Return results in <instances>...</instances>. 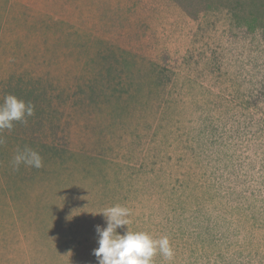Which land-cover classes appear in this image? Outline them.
Instances as JSON below:
<instances>
[{
	"label": "rangeland",
	"instance_id": "rangeland-1",
	"mask_svg": "<svg viewBox=\"0 0 264 264\" xmlns=\"http://www.w3.org/2000/svg\"><path fill=\"white\" fill-rule=\"evenodd\" d=\"M8 94L0 264H97L116 204L154 264H264V0H0Z\"/></svg>",
	"mask_w": 264,
	"mask_h": 264
},
{
	"label": "clouds",
	"instance_id": "clouds-1",
	"mask_svg": "<svg viewBox=\"0 0 264 264\" xmlns=\"http://www.w3.org/2000/svg\"><path fill=\"white\" fill-rule=\"evenodd\" d=\"M34 112L35 107L31 102H25L13 94L6 95L0 104V132L12 130L14 122L26 123L27 117L33 116ZM3 143L0 137V145ZM21 164L39 169L43 167V158L37 151L25 147L17 151L12 160L16 169ZM100 213L105 218L106 227L96 226L99 246L93 250V254L97 264H154L153 257L157 253L167 262L174 260V249L167 235L157 239L148 232L128 229L131 215L128 207L116 204ZM125 226L124 234L117 232L118 228Z\"/></svg>",
	"mask_w": 264,
	"mask_h": 264
}]
</instances>
